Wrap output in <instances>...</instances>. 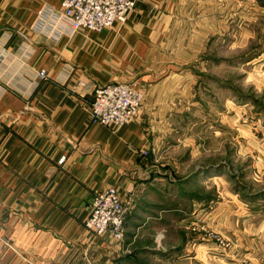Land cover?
Wrapping results in <instances>:
<instances>
[{"label":"crops","instance_id":"crops-1","mask_svg":"<svg viewBox=\"0 0 264 264\" xmlns=\"http://www.w3.org/2000/svg\"><path fill=\"white\" fill-rule=\"evenodd\" d=\"M61 2L0 0V235L8 243L0 264H75L91 251L122 264L124 250L131 264L170 263L175 249L155 248L154 236L170 227V204L180 202L173 191H186L172 189L168 167L156 164L172 104L158 50L179 0H138L124 23L101 32L57 41L36 33L41 7ZM114 82L144 91L138 117L115 130L91 122L89 110L94 87ZM108 187L129 206L120 244L84 226Z\"/></svg>","mask_w":264,"mask_h":264},{"label":"rangeland","instance_id":"rangeland-1","mask_svg":"<svg viewBox=\"0 0 264 264\" xmlns=\"http://www.w3.org/2000/svg\"><path fill=\"white\" fill-rule=\"evenodd\" d=\"M179 8L158 50L172 104L156 164L186 195L173 191L170 227L154 236L155 248L171 246L178 258L159 264H264V0ZM127 252L122 264H131ZM77 259L120 264L92 251Z\"/></svg>","mask_w":264,"mask_h":264},{"label":"built area","instance_id":"built-area-1","mask_svg":"<svg viewBox=\"0 0 264 264\" xmlns=\"http://www.w3.org/2000/svg\"><path fill=\"white\" fill-rule=\"evenodd\" d=\"M137 1L62 0L57 10L44 5L37 12L34 31L54 41L85 30L101 32L115 23H124ZM46 76L45 70L37 73L39 79ZM92 96L91 122L114 130L134 121L144 100L143 90L135 82L97 85ZM65 160L66 157L61 156L57 163L61 165ZM127 214L128 207L120 199L117 189L108 187L95 194L84 226L97 237L107 236L119 243L123 240ZM5 247L8 243L0 235V254Z\"/></svg>","mask_w":264,"mask_h":264},{"label":"trees","instance_id":"trees-1","mask_svg":"<svg viewBox=\"0 0 264 264\" xmlns=\"http://www.w3.org/2000/svg\"><path fill=\"white\" fill-rule=\"evenodd\" d=\"M124 260V259H123Z\"/></svg>","mask_w":264,"mask_h":264}]
</instances>
